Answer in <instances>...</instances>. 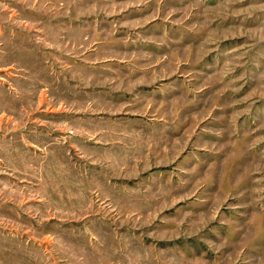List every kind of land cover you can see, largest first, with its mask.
I'll return each instance as SVG.
<instances>
[{"label": "rangeland", "instance_id": "1", "mask_svg": "<svg viewBox=\"0 0 264 264\" xmlns=\"http://www.w3.org/2000/svg\"><path fill=\"white\" fill-rule=\"evenodd\" d=\"M0 264H264V0H0Z\"/></svg>", "mask_w": 264, "mask_h": 264}]
</instances>
